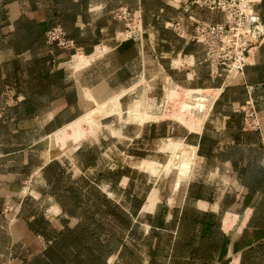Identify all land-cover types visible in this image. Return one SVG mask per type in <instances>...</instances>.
<instances>
[{"label": "crops", "instance_id": "0c3cea01", "mask_svg": "<svg viewBox=\"0 0 264 264\" xmlns=\"http://www.w3.org/2000/svg\"><path fill=\"white\" fill-rule=\"evenodd\" d=\"M120 4L139 12L140 32L125 35L112 17ZM254 10L264 22V0H255ZM188 15L220 19L184 0H0V264H264V38L196 123L187 173L180 175L179 160L170 163L178 179L186 177L173 187L159 180L148 193L145 177L111 167L113 141L82 139L59 153L41 141L94 103L112 99L122 111L121 95L158 74L178 78L179 66L193 74L185 83L218 86L201 46L167 25ZM54 23L85 61L50 52L44 29ZM169 89L178 95L177 86ZM248 94L257 129L242 125ZM137 101L145 97L129 107L131 116L142 106ZM152 128L140 132L151 137ZM161 164L131 163L150 167V182Z\"/></svg>", "mask_w": 264, "mask_h": 264}, {"label": "rangeland", "instance_id": "374dc122", "mask_svg": "<svg viewBox=\"0 0 264 264\" xmlns=\"http://www.w3.org/2000/svg\"><path fill=\"white\" fill-rule=\"evenodd\" d=\"M76 59L77 57H74V60ZM86 59L87 57L82 56L79 59V62L85 61ZM173 69L177 70V68ZM155 71L156 70H154L152 73L155 74ZM178 71V78L172 77L171 79L168 77L166 79L158 74L152 78V83L148 85L139 84L130 88L125 94L119 97L122 105V111L121 109L117 108L118 106L115 102L113 104V101L115 100L112 99L108 100L109 102L104 101L102 103H94V107H91L93 109L90 108L87 110L88 112L86 111L90 114V116H84L85 114L82 115L85 117H82L84 122L79 121L80 119L78 118L77 121L75 120L73 124H70V126L67 127V129L56 132L53 136L51 132L49 135L43 137L41 141H44V143H49L48 145H51V148H56L58 153L59 151H66L68 147L74 146L76 141L82 139H96L100 145H103L102 141H113L117 151L115 152L116 154L113 155V160L110 162L111 167L120 165V167H123V169H130L133 172H137L139 175L145 177L149 182L148 186H151L148 193L152 188H155L153 185L159 180L163 181L166 179V188H170L171 186L173 187L174 182L180 183L184 179H178L177 174L175 173L176 171L170 170V167H173L174 169V166L170 163L174 161L177 162L178 160L180 161L182 152L186 151L191 145H194L193 139L196 134L194 132L196 130L195 126H197L196 123H198L200 119L197 114H192L191 111H187L185 108H183L186 105L187 100L185 97L188 98L187 104L190 103V94L189 92L186 93L182 88L191 89L192 87H206L200 84L185 83V81H190L193 78V74L185 73V69L181 68L180 66ZM174 86H177L178 95L168 93V90H170L169 87ZM141 97H145L144 105H142L143 101L137 102L142 105L141 107L143 110L140 108L139 113L137 112L138 115L136 114L137 116L134 115L135 113L131 112L132 116L134 115L133 118L128 111L132 108V103L135 100H141ZM135 103L133 105H135ZM108 104L110 106H108ZM106 106L107 108L110 107L106 110V112L109 113L100 115L99 111L102 107L105 108ZM114 110L117 111L115 112ZM93 112L96 113L95 115H98L96 118L95 115H93ZM151 113H155L154 115L156 118H151L148 116L146 117V115H150ZM139 114H141V117ZM142 114H144V116ZM92 115L94 120L92 118L90 119ZM88 122L90 123V127L87 126L89 124ZM194 123L196 125H194ZM149 124H151L153 127L151 133L152 135L151 137H145L143 136L144 134L140 132V129ZM78 125L79 127H77ZM97 125L99 128H97ZM76 128L78 130L75 132ZM94 128H97L96 132ZM72 130L73 132H71ZM78 133H80L79 136ZM104 135L107 136V138H104ZM70 136H72V138H70ZM161 138L170 139V141L174 143L173 145L176 146L169 147L165 145L164 142H159ZM71 141L73 142L70 143ZM67 142L70 144H67ZM66 144V147H62V145L65 146ZM139 159L148 160V162L152 164H154V162L162 164L164 163L165 165L163 168H167V173H163V168H159L156 180L154 182H150L148 173L150 170L149 168H139L131 165L133 161ZM10 209V206H3L2 212H10ZM11 215L8 217L9 220L12 219L14 213H11Z\"/></svg>", "mask_w": 264, "mask_h": 264}, {"label": "built area", "instance_id": "2783aa9c", "mask_svg": "<svg viewBox=\"0 0 264 264\" xmlns=\"http://www.w3.org/2000/svg\"><path fill=\"white\" fill-rule=\"evenodd\" d=\"M184 1L189 5L216 10L220 13V19L216 21H205L188 15L187 21L182 16H177L167 22V25L180 36L187 37L201 46V62L206 67L207 75L211 78L221 77L218 86L208 87L212 89L211 91H204L205 87H202L204 89L192 87L191 90L201 89V91H198L199 94H194L190 105L186 101L183 107L187 111L205 110L206 116L219 89L229 82L231 75L242 72L252 50L264 38V22L254 10L255 0ZM110 12L112 17L121 23L125 35L129 36L133 32L141 31L139 12L123 4L113 7ZM186 23L189 25L188 31L185 29ZM44 40L50 46V52L53 49H59L68 51L70 55L81 53L80 47L75 45L72 38L65 35L59 23L51 24L44 29ZM12 97V91L8 90L4 103L13 104ZM240 109L243 127L257 129L259 127L258 115L249 94L243 100Z\"/></svg>", "mask_w": 264, "mask_h": 264}, {"label": "bare ground", "instance_id": "6f19581e", "mask_svg": "<svg viewBox=\"0 0 264 264\" xmlns=\"http://www.w3.org/2000/svg\"><path fill=\"white\" fill-rule=\"evenodd\" d=\"M82 56H84V54L83 53H78V54H76V55H74L73 57H77V59H79V58H81ZM204 89V88H203ZM212 89H209V88H205L204 89V91H211ZM184 91L186 92V93H188L189 92V94H190V98H189V100H190V103L188 104V105H190L191 103H192V97L194 96V94H199L200 92H197V91H201V89H198V90H191V89H184ZM174 93V92H173ZM115 99V98H114ZM144 100V99H143ZM186 101H188V98H187V100ZM114 102L115 101H113V104H114ZM118 102V101H117ZM144 103V102H143ZM142 105H144V104H142ZM108 106H110L109 104H108ZM94 107V106H93ZM118 107H119V105H118ZM117 107V108H118ZM136 107V106H135ZM138 107H141V106H137V108ZM108 108H110V107H108ZM107 108V106L104 108V107H102L101 108V110L99 111V114L100 115H102V114H105V113H107L106 112V110L108 109ZM91 109H93V108H91ZM115 109V108H114ZM141 109H142V107H141ZM97 110V109H96ZM113 110V109H112ZM137 110V109H136ZM136 110H134V112L136 111ZM143 110V109H142ZM115 111V110H114ZM117 111V110H116ZM115 111V112H116ZM88 112V111H87ZM137 112L139 113V111L137 110ZM140 112H142V111H140ZM192 114H197L198 115V117H200V119H199V121L200 120H203L204 119V117H205V110H198V109H192ZM92 113V112H91ZM94 113V112H93ZM109 113V112H108ZM107 113V114H108ZM112 113V112H111ZM96 113H94L93 115H95ZM136 114V113H135ZM134 114V115H135ZM88 116H90V114L88 113L87 114ZM93 115H92V117H90V119L92 118L93 120H94V118H93ZM133 115V116H134ZM138 115V114H137ZM136 115V116H137ZM87 116V117H88ZM98 115H95V118L97 117ZM135 116V117H136ZM141 116V115H140ZM104 117V116H103ZM85 118V117H84ZM89 118V117H88ZM87 118V119H88ZM79 121H82V122H84V119L82 118V119H80ZM99 121V120H98ZM97 121V122H98ZM90 122V121H89ZM88 122V123H89ZM95 122H96V120H95ZM95 125H96V123H95ZM88 126L90 127V123L88 124ZM98 126V125H97ZM82 128V127H81ZM88 129V128H87ZM95 129V128H94ZM89 131V130H88ZM68 132V131H67ZM75 132H76V130H75ZM77 132H79V131H77ZM194 132H196V131H194ZM81 133V132H80ZM80 133H78V136L80 135ZM74 134V133H73ZM76 135V134H75ZM77 136V135H76ZM84 136V135H83ZM82 136V137H83ZM72 142V141H71ZM181 143V142H180ZM166 144V143H165ZM174 143L171 141V143H168V146L170 147V146H176V145H173ZM63 146V145H62ZM161 146V145H160ZM183 146V145H182ZM159 147V146H158ZM167 147V146H166ZM185 147H187V146H185ZM165 149H167V148H165ZM185 149V148H184ZM189 149V147L187 148V150L186 151H183L182 152V156L180 157V164L178 163V165H180L179 167H180V175H183V174H185V173H187L186 171L189 169V167H190V164H189V166L188 165H186L188 162H190V155H191V152L193 151L192 149V151L190 150H188ZM168 150H169V148H168ZM171 157V156H170ZM169 162V161H168ZM159 164V163H158ZM169 164V163H168ZM154 165V164H153ZM157 165V164H156ZM137 166V165H136ZM156 167V166H155ZM163 167V166H162ZM176 167V166H175ZM178 168V167H177ZM176 168V169H177ZM149 169H150V167H149ZM175 169V168H174ZM173 169V170H174ZM152 170V169H151ZM179 170V169H178ZM177 171V170H176ZM186 177H184V178H182V179H185Z\"/></svg>", "mask_w": 264, "mask_h": 264}, {"label": "trees", "instance_id": "16d2710c", "mask_svg": "<svg viewBox=\"0 0 264 264\" xmlns=\"http://www.w3.org/2000/svg\"><path fill=\"white\" fill-rule=\"evenodd\" d=\"M122 220H123V217L121 216L120 221L122 222Z\"/></svg>", "mask_w": 264, "mask_h": 264}]
</instances>
